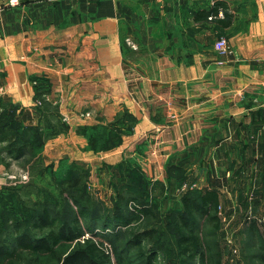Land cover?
I'll use <instances>...</instances> for the list:
<instances>
[{
  "label": "crops",
  "instance_id": "crops-1",
  "mask_svg": "<svg viewBox=\"0 0 264 264\" xmlns=\"http://www.w3.org/2000/svg\"><path fill=\"white\" fill-rule=\"evenodd\" d=\"M11 1L0 0V84L21 120L44 117L34 100L45 89L70 134L83 112L134 123L120 148L101 152L108 167L138 147L153 179L169 166L197 177L190 163L205 150L219 163L227 154L230 170L264 167V0H133L140 12L128 0ZM218 1L229 26L196 19ZM223 35L234 53H220Z\"/></svg>",
  "mask_w": 264,
  "mask_h": 264
},
{
  "label": "rangeland",
  "instance_id": "rangeland-1",
  "mask_svg": "<svg viewBox=\"0 0 264 264\" xmlns=\"http://www.w3.org/2000/svg\"><path fill=\"white\" fill-rule=\"evenodd\" d=\"M128 1L133 11L140 12L135 1ZM221 14L218 16L227 19ZM221 37L227 40L229 54L234 53L228 38ZM127 43L136 45L131 38ZM34 84L41 82L35 80ZM3 89L0 84V116L11 113L24 125L40 126L41 138L36 137L40 145L29 147L21 158L9 155L6 149L10 145L0 141V244L8 248L14 245L16 231L32 233V220L48 208L57 217V224L79 215L84 224L82 238L102 242L109 253V264H146L147 258L150 264H264V225H260L264 218V167L260 163L250 160L242 170H230L227 154L219 163L212 150H205L200 158L194 155L190 163V172L197 177L189 178V168L169 166L161 178L153 179L143 167L148 160L143 161L146 156L138 147V151H127L120 160L114 155L108 167L102 162L101 152L120 148L124 136L134 132V123L126 121L117 136L100 127L92 128L98 123L88 122L91 114L83 112L79 118L82 124L70 134L69 118L59 117L56 108L46 104L50 99L45 89H40L34 100V107L44 116L38 122L21 120L23 107L7 100ZM156 154L159 155L157 149ZM131 171L136 178H132ZM210 171H215L213 178L220 180L219 220L216 224L206 216H198L195 231L202 245L192 257L183 253L177 243L173 215L183 210L182 198L188 190L196 196L199 190L211 186ZM131 182L135 187H128ZM130 191L139 196L137 207L132 202L126 205L119 197L133 195ZM239 193L248 197V204L242 202ZM143 209H149L151 214H145ZM106 216L111 217V223L105 224ZM255 221L259 224L256 230ZM76 241H61L55 253L32 255L24 251L15 264H58L75 249Z\"/></svg>",
  "mask_w": 264,
  "mask_h": 264
},
{
  "label": "trees",
  "instance_id": "trees-1",
  "mask_svg": "<svg viewBox=\"0 0 264 264\" xmlns=\"http://www.w3.org/2000/svg\"><path fill=\"white\" fill-rule=\"evenodd\" d=\"M225 7L226 5L224 2L218 1L209 10H199L195 14V17L196 19L216 18L219 9L222 8L226 10ZM224 14L227 19L221 20L220 22L224 26H229L232 23V16L227 11H225ZM123 124L125 123H120V121L110 125L99 123L92 128L100 127L106 132L112 131L113 134L118 136L124 129ZM40 130V126L24 125L11 113L0 116V141H5V143L10 145V148L6 149L9 155L11 154L12 156L21 158L26 155V150L29 147H35L34 145L39 146L40 144L36 137L41 138ZM2 161L5 165H9V162L5 159H2ZM240 169L242 170V167ZM214 172L215 171H210L208 175L211 186L202 191L199 190L196 196L190 194L192 192L191 190H188L182 198L184 205L183 210L178 211L176 212V215H173V223H175L174 228L178 236L177 243L183 253L189 254L192 257L197 255V252L202 245L201 238L195 231L198 224V216H206L210 221H216V224L219 220L218 213L221 205V189L220 180L218 178H213L216 175ZM131 173H133L132 178H136V174H134L133 171H131ZM260 178H262V176ZM132 182L128 187H135V184H132ZM118 186L121 185L118 184ZM116 188L118 192H120L118 189L119 187L116 186ZM130 192L133 195H130L129 197H126V195L123 197L120 193L118 194H120V198L125 200L126 205H128L129 202H132L135 204V207H137L139 196L135 195L133 191ZM243 193L239 194L242 202L246 205L249 201L248 197H244ZM142 211L145 214H151L149 209H143ZM106 217L107 218L104 219L105 224H109V222L111 223V217ZM56 220L57 217L52 215L48 208H44L43 211L36 215L32 220L31 227L34 230L32 233L28 231H16L14 234L15 238L13 239L14 245L8 248L5 244H0V264H15L24 251H27L32 255L55 253L57 246L63 240H77L76 247L58 264L110 263L108 250L103 246L102 242H97L90 237L82 238L84 236V224L79 215H74L71 220L64 221L61 224H57ZM256 222L257 221L254 223V230L259 226ZM260 225H264V218L263 221L261 220ZM16 227V230H19L20 223H17ZM203 259H205V262L207 261L205 255H203ZM149 262L150 260L147 258L146 264H150Z\"/></svg>",
  "mask_w": 264,
  "mask_h": 264
},
{
  "label": "built area",
  "instance_id": "built-area-1",
  "mask_svg": "<svg viewBox=\"0 0 264 264\" xmlns=\"http://www.w3.org/2000/svg\"><path fill=\"white\" fill-rule=\"evenodd\" d=\"M14 3H16V1L15 0H12L11 1V4H14ZM222 12H220V14H221ZM222 15V14H221ZM210 18H212V17H210ZM218 47H219V50H220V53L221 54H226V53H229V46H228V43H227V40H226V38L225 37H221L219 40H218ZM263 65H264V63H263Z\"/></svg>",
  "mask_w": 264,
  "mask_h": 264
}]
</instances>
